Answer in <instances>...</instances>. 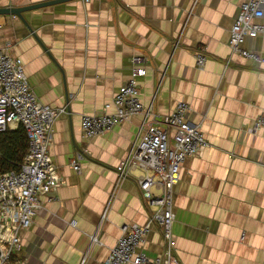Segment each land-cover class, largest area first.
<instances>
[{"label": "crops", "instance_id": "obj_1", "mask_svg": "<svg viewBox=\"0 0 264 264\" xmlns=\"http://www.w3.org/2000/svg\"><path fill=\"white\" fill-rule=\"evenodd\" d=\"M242 1L64 0L24 11L31 30L19 16L0 13V47L22 61L40 101L67 106L49 146L63 183L40 196L9 264H101L122 223H146L139 171L120 176L116 166L147 124L163 125L178 100L189 104L186 116L209 145L180 166L173 255L182 264H264V126L253 127L264 111V61L228 44ZM203 45L207 58L198 67ZM243 45L264 54V35L246 36ZM140 66L144 110L86 137L82 114L114 112V94ZM78 149L84 157L74 169ZM141 249L163 253L157 226Z\"/></svg>", "mask_w": 264, "mask_h": 264}, {"label": "built area", "instance_id": "obj_2", "mask_svg": "<svg viewBox=\"0 0 264 264\" xmlns=\"http://www.w3.org/2000/svg\"><path fill=\"white\" fill-rule=\"evenodd\" d=\"M263 17L264 0L242 1L230 27L228 44L232 52L252 61H264V54L243 45L246 36L264 35ZM205 50L203 45L196 52L198 67L206 61ZM145 72L143 66L133 69L129 80L114 94V112L82 114L81 127L86 137L102 134L144 110L137 77ZM188 109L186 101L178 100L173 110L162 116L163 125L147 124L138 141L117 164L120 176L135 169L139 171L136 179L142 200L148 206V221L122 223L121 235L101 264H182L172 253V225L176 217L174 186L186 157L209 145L201 127L187 118ZM66 112L65 105L52 107L40 101L29 85L22 61L14 57L7 46L0 47V132L14 123L22 124L28 138V149L20 167L0 172V264L10 263L14 250L20 245L21 230L31 226L34 211L43 204L40 196L54 192L63 183L49 146L55 120ZM145 113L151 112L146 109ZM260 126H264V111L253 125L254 129ZM83 157L84 151L76 150L72 160L74 169H79ZM152 187L159 191H153ZM152 225L159 228L165 244L163 253L154 256L141 249Z\"/></svg>", "mask_w": 264, "mask_h": 264}, {"label": "trees", "instance_id": "obj_3", "mask_svg": "<svg viewBox=\"0 0 264 264\" xmlns=\"http://www.w3.org/2000/svg\"><path fill=\"white\" fill-rule=\"evenodd\" d=\"M28 149V138L22 124L0 132V172L18 169Z\"/></svg>", "mask_w": 264, "mask_h": 264}, {"label": "water", "instance_id": "obj_4", "mask_svg": "<svg viewBox=\"0 0 264 264\" xmlns=\"http://www.w3.org/2000/svg\"><path fill=\"white\" fill-rule=\"evenodd\" d=\"M64 0H42L34 3H29L25 5H14V6H0V13H12L19 16L20 19L25 23V25L31 30L32 26L29 24L28 20L25 18L23 12L36 7L44 6L47 4L56 3Z\"/></svg>", "mask_w": 264, "mask_h": 264}]
</instances>
